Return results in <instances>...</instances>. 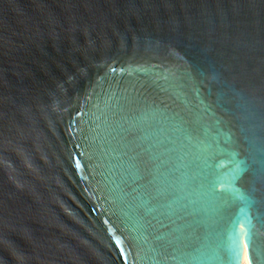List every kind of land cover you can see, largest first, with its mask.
Listing matches in <instances>:
<instances>
[{"label":"water","instance_id":"1","mask_svg":"<svg viewBox=\"0 0 264 264\" xmlns=\"http://www.w3.org/2000/svg\"><path fill=\"white\" fill-rule=\"evenodd\" d=\"M240 244L264 264V0H0V264Z\"/></svg>","mask_w":264,"mask_h":264},{"label":"bare ground","instance_id":"2","mask_svg":"<svg viewBox=\"0 0 264 264\" xmlns=\"http://www.w3.org/2000/svg\"><path fill=\"white\" fill-rule=\"evenodd\" d=\"M238 243H240L239 236H238ZM239 264H250L241 244H240V261H239Z\"/></svg>","mask_w":264,"mask_h":264},{"label":"snow or ice","instance_id":"3","mask_svg":"<svg viewBox=\"0 0 264 264\" xmlns=\"http://www.w3.org/2000/svg\"><path fill=\"white\" fill-rule=\"evenodd\" d=\"M119 243V242H118Z\"/></svg>","mask_w":264,"mask_h":264}]
</instances>
